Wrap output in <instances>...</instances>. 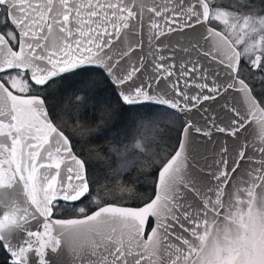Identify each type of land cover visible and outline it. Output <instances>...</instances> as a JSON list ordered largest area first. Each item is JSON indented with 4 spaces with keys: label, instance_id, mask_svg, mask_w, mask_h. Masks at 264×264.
<instances>
[{
    "label": "snow or ice",
    "instance_id": "snow-or-ice-1",
    "mask_svg": "<svg viewBox=\"0 0 264 264\" xmlns=\"http://www.w3.org/2000/svg\"><path fill=\"white\" fill-rule=\"evenodd\" d=\"M158 109L184 117L163 153ZM66 254L264 264V0H0V264Z\"/></svg>",
    "mask_w": 264,
    "mask_h": 264
},
{
    "label": "rangeland",
    "instance_id": "rangeland-1",
    "mask_svg": "<svg viewBox=\"0 0 264 264\" xmlns=\"http://www.w3.org/2000/svg\"><path fill=\"white\" fill-rule=\"evenodd\" d=\"M68 120L69 125H72V121L69 117H65ZM182 124V120L179 116H173L169 112H165L163 109H158L156 114L148 121V126L141 129L140 135L154 137L155 142L153 148L155 151L163 153L170 151L169 145L175 144L176 131ZM113 125L119 127V118L113 121ZM120 139H124L121 137ZM111 140L104 139H93L84 135L81 141V150L84 152H91L93 155V163L97 170V175L101 181V184L109 183L110 181L105 179L107 172H110L108 165L113 161L118 164L119 157L109 150V144H112ZM127 143V140H125ZM135 167L138 169L134 175L136 179L135 184H128L129 188L139 189V193L143 194L146 191H151V185L148 181L151 179L150 176L146 175L148 171H151L147 159H144L137 163ZM130 195V193H126ZM129 204H134L132 201H128Z\"/></svg>",
    "mask_w": 264,
    "mask_h": 264
},
{
    "label": "water",
    "instance_id": "water-1",
    "mask_svg": "<svg viewBox=\"0 0 264 264\" xmlns=\"http://www.w3.org/2000/svg\"><path fill=\"white\" fill-rule=\"evenodd\" d=\"M209 51L211 52L212 55H216L217 58L219 59L220 53H217L214 48L209 47ZM229 102H232V101L230 100ZM205 103L206 104L207 103H213L214 104V107H215V109H216L217 112L222 111V109H221V107H220L219 104H215L214 102H205ZM193 111H195V110L193 109ZM179 116L184 120V117H183L182 114L179 115ZM251 139H253L257 144L259 143V139L258 138L253 137ZM195 149H196V152L198 154L199 153H203L205 151V148L202 146V141L199 138L196 141ZM51 259L53 260V264H69V262L71 260V257L66 254V255H63V256H59V257L53 256V257H51Z\"/></svg>",
    "mask_w": 264,
    "mask_h": 264
},
{
    "label": "trees",
    "instance_id": "trees-1",
    "mask_svg": "<svg viewBox=\"0 0 264 264\" xmlns=\"http://www.w3.org/2000/svg\"><path fill=\"white\" fill-rule=\"evenodd\" d=\"M136 191H139V189H138V188H136Z\"/></svg>",
    "mask_w": 264,
    "mask_h": 264
},
{
    "label": "flooded vegetation",
    "instance_id": "flooded-vegetation-1",
    "mask_svg": "<svg viewBox=\"0 0 264 264\" xmlns=\"http://www.w3.org/2000/svg\"><path fill=\"white\" fill-rule=\"evenodd\" d=\"M226 2H227V0H226ZM131 205V204H130Z\"/></svg>",
    "mask_w": 264,
    "mask_h": 264
}]
</instances>
